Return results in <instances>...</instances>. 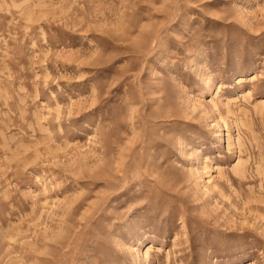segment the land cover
I'll return each mask as SVG.
<instances>
[{
    "label": "rangeland",
    "instance_id": "1",
    "mask_svg": "<svg viewBox=\"0 0 264 264\" xmlns=\"http://www.w3.org/2000/svg\"><path fill=\"white\" fill-rule=\"evenodd\" d=\"M0 264H264V0H0Z\"/></svg>",
    "mask_w": 264,
    "mask_h": 264
}]
</instances>
